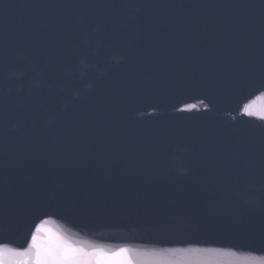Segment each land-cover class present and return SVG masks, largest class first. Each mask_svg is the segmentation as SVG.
I'll return each instance as SVG.
<instances>
[{"label":"water","instance_id":"water-1","mask_svg":"<svg viewBox=\"0 0 264 264\" xmlns=\"http://www.w3.org/2000/svg\"><path fill=\"white\" fill-rule=\"evenodd\" d=\"M0 264H264V0H0Z\"/></svg>","mask_w":264,"mask_h":264},{"label":"snow or ice","instance_id":"snow-or-ice-1","mask_svg":"<svg viewBox=\"0 0 264 264\" xmlns=\"http://www.w3.org/2000/svg\"><path fill=\"white\" fill-rule=\"evenodd\" d=\"M33 240H35V237H33Z\"/></svg>","mask_w":264,"mask_h":264}]
</instances>
